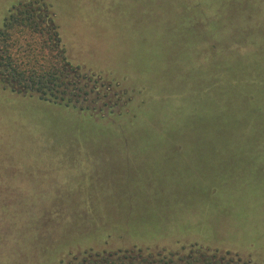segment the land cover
<instances>
[{"label":"rangeland","instance_id":"rangeland-1","mask_svg":"<svg viewBox=\"0 0 264 264\" xmlns=\"http://www.w3.org/2000/svg\"><path fill=\"white\" fill-rule=\"evenodd\" d=\"M21 7L101 86L65 106L0 84V264L190 245L264 264V0H0V31Z\"/></svg>","mask_w":264,"mask_h":264},{"label":"trees","instance_id":"trees-1","mask_svg":"<svg viewBox=\"0 0 264 264\" xmlns=\"http://www.w3.org/2000/svg\"><path fill=\"white\" fill-rule=\"evenodd\" d=\"M19 12L18 16H13L11 22L6 23L7 29L0 31V82L5 88L13 93L18 90L25 91L37 95L43 101L65 106L75 104L71 99H67L70 95L83 98L90 95L99 96L100 83L98 81L83 83L80 69L74 68L68 61L61 41L60 28L54 19H45L29 7L20 8ZM85 75L86 78L91 76ZM222 84L226 86L225 82ZM229 86L231 87H225L227 91L223 93H227L226 96L230 94V96L239 97L237 88L233 89L234 86L231 83ZM221 88L220 85L218 90ZM219 92L217 94H220ZM222 96L223 94L216 95L215 99L217 97L221 99ZM204 256L208 258L205 261L207 263H210L211 258L219 256L222 259H234L238 264H247L230 253H205ZM193 257L190 256L187 259L186 256L178 257L176 254L168 255L155 253V251L144 254L143 250H139L129 255L125 254L124 257L119 256L116 260L105 257L90 261L84 258L79 259L77 264H103L101 261L106 264H130L128 259L131 260V264L147 262L149 264H183L184 262L199 264L201 259L198 256L195 259Z\"/></svg>","mask_w":264,"mask_h":264},{"label":"flooded vegetation","instance_id":"flooded-vegetation-1","mask_svg":"<svg viewBox=\"0 0 264 264\" xmlns=\"http://www.w3.org/2000/svg\"><path fill=\"white\" fill-rule=\"evenodd\" d=\"M16 8H17V6H15L14 7V10H16ZM21 8H24V7H21ZM39 14V13H38ZM69 61V60H68ZM80 71H81V69H80ZM82 72V71H81ZM84 73V74H83ZM82 73V77H83V79H82V81H83V83H85L87 80H88V78H86V73L85 72H83ZM88 75H91V74H88ZM92 76V75H91ZM94 79H95V82H93V83H96V81H98L97 79H96V77H94V76H92ZM100 80H102V79H100ZM92 82V81H91ZM99 82V81H98ZM100 83V82H99ZM0 84L2 85V86H4L1 82H0ZM90 86H92V85H90ZM99 87L101 86L100 84L98 85ZM5 87V86H4ZM94 87V86H93ZM92 88V87H91ZM6 89V88H5ZM31 94V93H30ZM39 99H42V98H40V97H38ZM66 98V97H65ZM65 98H61V99H65ZM86 97H82V96H74V95H70V96H67V99H85ZM139 251V250H138ZM138 251H132V250H125V251H119V252H115V253H110V254H107V253H105V252H102V253H96V252H94L93 250H91V251H85L84 253H82L81 254V256L79 257V258H77L76 259V261H74V260H72V261H70L71 263H68V264H77L78 262V260L79 259H84V258H87L88 260H93V261H96V259H99V258H101V259H103V258H105V257H109V258H111V260H116L119 256H122V257H124V255L126 254V255H129V254H131V253H133V252H138ZM158 252L159 253H164V254H168V255H171V254H176V255H178V257H185L186 256V258L187 259H189L190 258V256H194L193 258L195 259V257H199L200 259H201V261L199 262V264H217V263H219V264H238L237 263V261L236 260H234V259H232V260H229V259H222L221 257H219L218 256V258H211V261H210V263H207V262H205L206 261V259H208L206 256H204V254L205 253H220V254H227V253H229V252H222V251H217V250H211V249H204V248H200V247H198V246H195V245H190V247L189 248H185V247H183V248H181V249H179V250H177L176 252H171V251H166L165 249H163V250H158ZM93 253H95V254H93ZM156 253V252H155ZM196 254V255H195ZM230 254H234V253H230ZM202 255V256H201ZM238 256V255H237ZM100 260V259H99ZM128 261H129V263L131 264V260L130 259H128ZM103 264H106V262H103V261H101ZM119 262H120V260H119ZM195 263V262H194ZM144 264H149V262H147V263H144ZM183 264H186V262H184Z\"/></svg>","mask_w":264,"mask_h":264}]
</instances>
